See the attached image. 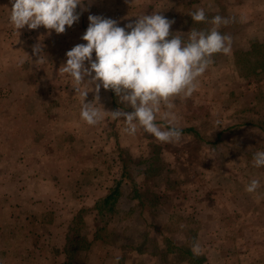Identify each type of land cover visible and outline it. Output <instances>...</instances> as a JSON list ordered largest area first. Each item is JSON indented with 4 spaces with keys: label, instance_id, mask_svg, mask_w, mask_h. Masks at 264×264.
Here are the masks:
<instances>
[{
    "label": "rangeland",
    "instance_id": "obj_1",
    "mask_svg": "<svg viewBox=\"0 0 264 264\" xmlns=\"http://www.w3.org/2000/svg\"><path fill=\"white\" fill-rule=\"evenodd\" d=\"M84 3L65 33L25 26L17 38L10 0H0V264H191L186 249L202 264H264V167L253 166L264 151V0ZM198 8L208 21L229 19L219 31L232 37L231 52L214 54L193 94L177 98L176 125L190 128L179 143L142 129L129 136L107 114L86 124L59 67L86 44L88 16L124 27L159 11L187 42L192 29L212 27L192 21ZM98 95L106 111L123 107L111 90ZM252 179L260 187L248 193ZM73 199L80 206L68 218Z\"/></svg>",
    "mask_w": 264,
    "mask_h": 264
},
{
    "label": "clouds",
    "instance_id": "obj_2",
    "mask_svg": "<svg viewBox=\"0 0 264 264\" xmlns=\"http://www.w3.org/2000/svg\"><path fill=\"white\" fill-rule=\"evenodd\" d=\"M10 3L8 19L17 38L25 26L29 30L42 26L48 35L53 31L63 34L66 26L78 22L77 7L86 10L84 0H10ZM158 13L137 16L124 27L118 26L114 19L89 15L88 27L81 37L86 44H77L66 52V62L59 67V73L71 78V88L80 98L81 118L89 126L97 125L107 114L113 121L122 120L124 132L129 136H136L142 129L161 143L181 140L175 102L193 94L198 79L213 63L214 54L231 52L232 37L219 31L230 21L220 15L208 21L205 10L198 8L190 14L192 21L208 22L212 27L207 31L192 29L185 42L170 31L174 21ZM32 54L36 57L35 64L42 65L47 60L40 42L33 46ZM101 87L111 90L123 107L104 110L99 103ZM89 92L94 97L86 102ZM158 115L162 121H168L167 126L157 123ZM253 166L264 167V151L254 154ZM259 187L260 181L252 179L245 190L253 193Z\"/></svg>",
    "mask_w": 264,
    "mask_h": 264
},
{
    "label": "trees",
    "instance_id": "obj_3",
    "mask_svg": "<svg viewBox=\"0 0 264 264\" xmlns=\"http://www.w3.org/2000/svg\"><path fill=\"white\" fill-rule=\"evenodd\" d=\"M182 130V132H186L187 130H189L190 128H180ZM119 193L118 187H115L110 193H107L104 195V197L102 198V205L104 204H108L110 201L113 202V200L116 198V195ZM72 230L74 232H76V227L73 225ZM185 253L188 254L189 256V262L191 264H202V259L203 257H199L197 255H195L192 251L190 250H185Z\"/></svg>",
    "mask_w": 264,
    "mask_h": 264
},
{
    "label": "crops",
    "instance_id": "obj_4",
    "mask_svg": "<svg viewBox=\"0 0 264 264\" xmlns=\"http://www.w3.org/2000/svg\"><path fill=\"white\" fill-rule=\"evenodd\" d=\"M78 202H79L78 199L77 200L76 199H73L74 208L71 209V208L68 207V213L70 212V215H69L68 218H72L73 212L76 211L75 208H77L78 206H80V203H78Z\"/></svg>",
    "mask_w": 264,
    "mask_h": 264
}]
</instances>
